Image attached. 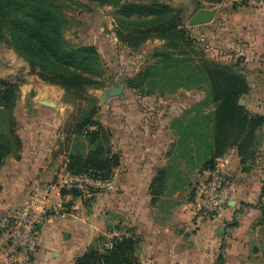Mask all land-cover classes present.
Here are the masks:
<instances>
[{
	"label": "crops",
	"instance_id": "crops-1",
	"mask_svg": "<svg viewBox=\"0 0 264 264\" xmlns=\"http://www.w3.org/2000/svg\"><path fill=\"white\" fill-rule=\"evenodd\" d=\"M208 28L204 30L211 31ZM224 29L220 44L231 46L245 59L249 82L256 74L263 77L264 5L238 8ZM262 77L259 83H250L260 86L261 92ZM125 88L123 95L98 104L99 120L112 133V152L121 157L112 179L115 189L99 192L86 202L87 197L61 193L70 189L71 155L86 156L92 149L85 136L75 133L76 105L66 101L65 91L58 86L42 83L41 95L35 87L20 84L13 115L22 148L0 166V226L6 214L29 201L34 189L43 195L52 186L46 202L69 204L70 212L50 214L43 221L30 264H74L99 236L124 234L140 239L141 264H214L221 242L226 243L227 264H263L264 250L256 243L260 211L243 206L260 198L264 159L245 172L236 150L231 151L217 167L226 172L231 200L215 218L196 215L188 196L192 176L200 175L198 164L190 166L197 145L191 144V133L186 132L184 139L191 105L186 109L184 103L159 95L142 97ZM185 92L180 89L176 94ZM203 174L206 178L209 171ZM234 221L239 223L237 228H225ZM13 252L1 264L25 260V253Z\"/></svg>",
	"mask_w": 264,
	"mask_h": 264
},
{
	"label": "trees",
	"instance_id": "trees-1",
	"mask_svg": "<svg viewBox=\"0 0 264 264\" xmlns=\"http://www.w3.org/2000/svg\"><path fill=\"white\" fill-rule=\"evenodd\" d=\"M87 1L115 8L117 38L132 51L151 40L163 42L154 49L152 61L126 81L129 89L142 97L174 94L180 89L207 92L203 102L206 105L211 102L215 107L210 124L213 139L207 146L210 157L201 165V172L216 171L219 161L232 149L236 150L243 170L251 171L258 158L264 115L251 113L240 104L252 89L245 71L238 64L210 58L196 47L184 26L181 10L162 0H150L147 4L130 0ZM64 3L65 0H0V43L14 48L43 82L62 88L67 102L85 104L86 108L79 107L81 114L77 117L75 133L85 136L92 149L86 156L71 155L68 172L94 181L112 180L121 157L112 152V133L99 120L98 97L90 94L109 86L107 69L96 45L76 44L66 38L68 20ZM242 3L257 6L248 1ZM19 92V82L0 80V166L22 148L13 115ZM90 191L100 192L95 187H90ZM61 193L63 197L84 195L76 188H63ZM196 196L197 189L192 186L189 201L193 202ZM263 199L264 181L258 202L243 207L262 209ZM66 206L70 212L69 204ZM261 211L257 225L264 227V210ZM14 216L5 217L4 223L12 221ZM238 226L234 221L225 228ZM139 248L140 239L134 236L101 235L74 264H141ZM225 260L226 243L221 242L215 264H227Z\"/></svg>",
	"mask_w": 264,
	"mask_h": 264
},
{
	"label": "rangeland",
	"instance_id": "rangeland-1",
	"mask_svg": "<svg viewBox=\"0 0 264 264\" xmlns=\"http://www.w3.org/2000/svg\"><path fill=\"white\" fill-rule=\"evenodd\" d=\"M131 2H135L138 4H147L150 0H130ZM164 3L169 4L170 6L181 10L183 15L184 26L189 33V37L192 39L194 45L200 49H202L208 57L216 59L221 62L238 64L240 68L245 71L247 78L249 75V71L246 69V61L243 57L236 54L233 48L227 44L223 43V32L224 25L228 20H230L232 14L238 8L242 6H249L242 2H233V0H223L221 2H214L208 0H162ZM206 8L209 10L216 11L215 19L204 26H193L191 24V18L201 9ZM64 13L68 20V24L65 30V36L67 39L73 41L76 44H93L96 45L99 51V54L105 64L107 69V84L108 87L101 90H93L90 92L91 95L97 96L98 99L104 90L113 86H119L122 83L126 84L127 80L137 75L139 71L149 62L152 61V54L156 47L160 46L163 42L161 40H151L143 45L136 51H132L128 48L123 42H121L116 35V20H115V8L111 5H100L97 3H90L87 0H65L64 3ZM210 25V26H209ZM212 27L211 31L206 32L204 29ZM209 29V28H208ZM227 42V41H226ZM137 71V72H136ZM132 76V77H131ZM257 74L253 77H249L251 84H256L258 82ZM264 80V76L262 77ZM0 80H8L13 82H19L21 85L35 87L38 93L42 95V83L43 80L37 75L36 71H33L30 64L24 60L21 56L18 55L16 50L7 44L0 43ZM252 81V82H251ZM257 88H261L256 85V87H252L251 92L244 99L245 104H241L242 100H240V104L246 106L251 113H259L264 115V91L261 92L257 90ZM127 89V88H125ZM186 92L184 95L180 94H154L152 96H162L164 100L175 101L178 104L184 103V107L191 105L189 113L191 118L189 123L187 124V130L184 132V139L187 138V133H191V144L194 143L197 145L195 149V154L192 157V162L190 166L193 167L195 164L199 165V176H192L193 186L197 189V193L201 188L202 184L205 183V175L201 172V165L204 164L210 157L209 146L212 144V130H211V121L214 120L213 110L215 109L214 104L209 102H202L207 99V92L200 89H185ZM129 91V90H128ZM131 91V90H130ZM123 95V94H122ZM141 96V95H140ZM100 100V99H99ZM200 105H196L197 103H201ZM26 100L24 104H22L21 108H25ZM188 105V106H187ZM196 105V106H195ZM85 107V104L80 105L76 104L75 111L76 114H81V110L79 111V107ZM183 107V108H184ZM182 108V109H183ZM101 108L98 106V114H100ZM207 128L206 133H200V135L196 134L198 130L201 132ZM188 140V139H187ZM232 149L231 151H234ZM231 151L226 154L224 158H226ZM258 158L254 160L255 166L258 163H262L264 159V127L261 132V143L258 148ZM221 159V161L224 160ZM218 167V165H217ZM205 172V171H204ZM218 172L221 177L226 176L224 173L226 172ZM227 177V176H226ZM232 176H228V180L231 179ZM202 182H199V180ZM227 183L229 181H226ZM229 184V183H228ZM230 186V185H229ZM47 188V187H46ZM72 189V188H70ZM79 190L83 191L81 188ZM34 192L30 195L33 196L34 193H38L40 190H33ZM40 194V193H38ZM189 194V193H188ZM92 197V196H91ZM189 197V196H188ZM30 198V197H29ZM45 200V199H43ZM30 201V199H29ZM22 206L18 207V209L6 214V218L8 216L16 215V213L21 212V210L26 207L28 202ZM258 202V201H257ZM41 204V203H40ZM62 205V204H61ZM28 206V205H27ZM65 211L68 214V207L66 204ZM261 208H256L260 211V216L262 211L264 210V199L261 204ZM63 211V210H61ZM50 214H61V212H51ZM66 215V214H65ZM206 218H210L209 216H205ZM264 217V216H263ZM262 217V218H263ZM260 219V218H259ZM6 225V224H5ZM260 230L258 232L257 241L258 247L260 245L264 250V227L259 226ZM5 248V247H4ZM14 248V249H13ZM4 251L0 252V264L6 262V258L10 256V253L14 250L13 253H17L21 251L18 247L9 246ZM19 250V251H18ZM36 250V249H35ZM32 251L26 254L25 260H18L14 264H30V258H33L36 251ZM140 248L137 251V255L141 261ZM24 253L23 251H21ZM261 257V256H260ZM217 258V256H216ZM215 258V262H216ZM262 258H264V252L262 253ZM227 260V258H226ZM225 260V263L227 261ZM24 261V262H23ZM32 261V260H31ZM179 263V262H178ZM264 264V261L262 260ZM215 264V263H214Z\"/></svg>",
	"mask_w": 264,
	"mask_h": 264
},
{
	"label": "built area",
	"instance_id": "built-area-1",
	"mask_svg": "<svg viewBox=\"0 0 264 264\" xmlns=\"http://www.w3.org/2000/svg\"><path fill=\"white\" fill-rule=\"evenodd\" d=\"M248 1L252 4L264 5V0H233V2ZM70 188H81L83 196L86 198L94 197L98 193H92L90 187H95L102 191H112L115 189L112 180L94 181L87 177L72 176L69 182ZM52 186L44 190V194L36 193L30 198L28 206L24 207L21 212L16 213L12 221H7L2 226L0 232V252L4 251L8 245L18 247L25 254L36 249L40 229L43 221L51 212H61L67 214L65 206L54 205L46 202V198L51 195ZM39 198L45 199L43 202ZM231 200V190L224 177L218 172L209 171L205 183L199 189L196 198L193 201L196 215L215 217L221 209ZM41 203V204H40ZM63 210V211H61ZM6 224V225H5ZM5 247V248H4ZM17 261V260H16Z\"/></svg>",
	"mask_w": 264,
	"mask_h": 264
},
{
	"label": "water",
	"instance_id": "water-1",
	"mask_svg": "<svg viewBox=\"0 0 264 264\" xmlns=\"http://www.w3.org/2000/svg\"><path fill=\"white\" fill-rule=\"evenodd\" d=\"M216 17V11L203 8L199 10L192 18L191 24L193 26H202L211 23ZM126 87L125 83H122L119 86H113L104 90L100 95L101 104L105 103L111 98L119 97L123 94ZM241 104H245V101L242 100ZM219 235L223 234V230H219Z\"/></svg>",
	"mask_w": 264,
	"mask_h": 264
}]
</instances>
